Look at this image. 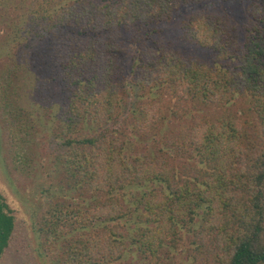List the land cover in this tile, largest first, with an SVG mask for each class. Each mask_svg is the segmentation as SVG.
Instances as JSON below:
<instances>
[{"label": "trees", "instance_id": "trees-1", "mask_svg": "<svg viewBox=\"0 0 264 264\" xmlns=\"http://www.w3.org/2000/svg\"><path fill=\"white\" fill-rule=\"evenodd\" d=\"M234 1L242 37L214 8ZM194 7L183 37L211 59L160 38ZM0 20L11 159L55 188L35 217L56 264H163L184 232L193 264H264V0H0ZM26 74L66 94L55 116L19 106ZM52 137L62 151L42 165ZM12 214L0 192V256Z\"/></svg>", "mask_w": 264, "mask_h": 264}, {"label": "rangeland", "instance_id": "rangeland-1", "mask_svg": "<svg viewBox=\"0 0 264 264\" xmlns=\"http://www.w3.org/2000/svg\"><path fill=\"white\" fill-rule=\"evenodd\" d=\"M246 5L247 3L245 1H234L229 4L217 3L214 6V8L219 9L218 11L223 9L227 10L230 16L233 17L241 37L243 36V19ZM201 8L205 7H200L199 9ZM194 10H196V7L184 9L168 23L160 25L159 28L162 30L160 38L163 44H168L188 53L201 54L205 58L211 59V56L206 51H201L195 46H192L183 37L182 27L184 21ZM1 13L3 14V12ZM0 22L3 29V20H0ZM160 38H157V40H160ZM0 55L3 56L1 51ZM6 60V56L0 59V69L3 68V62ZM25 76L22 77L21 81L15 83L22 90L19 106L25 108L30 114L35 111H40L42 115L48 116L51 114L55 116L61 109L60 102L57 103V101L64 98L66 94H61L62 96H60L57 91H49L51 85H47L49 82H45L43 78L36 79V76L27 74ZM141 94L142 92L139 90H134L131 93L128 92L129 97L126 110L135 107V101L138 100L137 95L140 96ZM48 95L49 98L52 95L51 99H55V103L46 100ZM150 97H154V95ZM147 98L148 96L142 100ZM4 115V112L0 111V192L13 211L12 215L15 217V229L10 239L9 247L0 256V264H56L52 256H48L42 247H40V241L36 233L37 218L35 217L36 212L41 211L49 204L50 197L55 193V188L51 186V181L45 174H42L43 171L41 170L36 171V176H28L20 173L15 168L10 154L13 148L10 144L8 133L4 128L6 125V120H3ZM49 126L52 127L53 123L50 122ZM136 140L134 142L137 143L138 149L140 142ZM45 142L46 144L39 151L42 156L40 162L42 165L43 163L49 165L51 160L50 155L58 154L62 149L53 137L46 139ZM184 236V242L180 245L179 249L168 247L171 252L169 256L164 254L163 264H193L194 261L188 257V248L191 247V240H189L187 232H184ZM139 260L143 262L140 253L131 252L121 264H139Z\"/></svg>", "mask_w": 264, "mask_h": 264}]
</instances>
